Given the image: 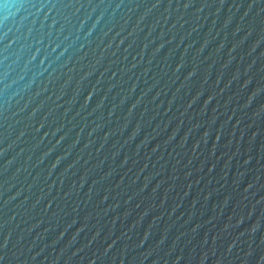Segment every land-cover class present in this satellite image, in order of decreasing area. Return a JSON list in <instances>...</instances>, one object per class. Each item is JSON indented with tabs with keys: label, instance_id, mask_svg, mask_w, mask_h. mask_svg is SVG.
I'll return each mask as SVG.
<instances>
[{
	"label": "water",
	"instance_id": "obj_1",
	"mask_svg": "<svg viewBox=\"0 0 264 264\" xmlns=\"http://www.w3.org/2000/svg\"><path fill=\"white\" fill-rule=\"evenodd\" d=\"M0 264H264V0H0Z\"/></svg>",
	"mask_w": 264,
	"mask_h": 264
}]
</instances>
